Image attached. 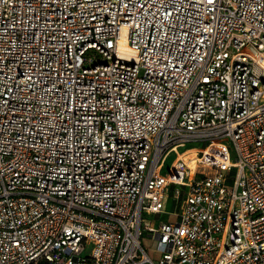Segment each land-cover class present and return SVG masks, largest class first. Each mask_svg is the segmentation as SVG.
I'll return each mask as SVG.
<instances>
[{
    "label": "built area",
    "instance_id": "obj_1",
    "mask_svg": "<svg viewBox=\"0 0 264 264\" xmlns=\"http://www.w3.org/2000/svg\"><path fill=\"white\" fill-rule=\"evenodd\" d=\"M0 264H264V0H0Z\"/></svg>",
    "mask_w": 264,
    "mask_h": 264
},
{
    "label": "rangeland",
    "instance_id": "obj_2",
    "mask_svg": "<svg viewBox=\"0 0 264 264\" xmlns=\"http://www.w3.org/2000/svg\"><path fill=\"white\" fill-rule=\"evenodd\" d=\"M93 55H94V53L92 51H89L87 53V57H91ZM96 58L99 59V56H97ZM172 160H173V155L167 159L164 171H166L167 167L169 166V164L171 163ZM171 193H172V189L170 188V191L167 192V198H165L163 201L164 209L166 210V212L178 211L177 205L175 206V203L170 199ZM148 219L151 221H158V220L174 221L175 217L171 214H168V215L167 214H160V215H151L148 217ZM141 244L144 247V249L148 252L149 256L152 259H158L159 258V253H157L156 251H154L152 249L153 248L152 240L146 233H144V235L141 239Z\"/></svg>",
    "mask_w": 264,
    "mask_h": 264
},
{
    "label": "bare ground",
    "instance_id": "obj_3",
    "mask_svg": "<svg viewBox=\"0 0 264 264\" xmlns=\"http://www.w3.org/2000/svg\"><path fill=\"white\" fill-rule=\"evenodd\" d=\"M130 54V53H129ZM128 57H131V55H129Z\"/></svg>",
    "mask_w": 264,
    "mask_h": 264
}]
</instances>
